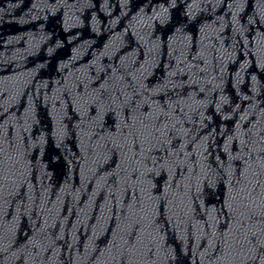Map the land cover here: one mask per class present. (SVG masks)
<instances>
[{"label": "water", "instance_id": "95a60500", "mask_svg": "<svg viewBox=\"0 0 264 264\" xmlns=\"http://www.w3.org/2000/svg\"><path fill=\"white\" fill-rule=\"evenodd\" d=\"M0 264H264V0H0Z\"/></svg>", "mask_w": 264, "mask_h": 264}]
</instances>
